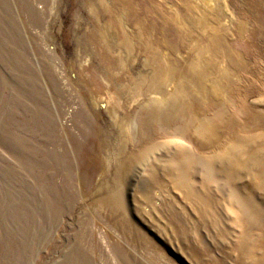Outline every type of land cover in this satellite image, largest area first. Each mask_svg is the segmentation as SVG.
<instances>
[{
    "label": "rangeland",
    "instance_id": "374dc122",
    "mask_svg": "<svg viewBox=\"0 0 264 264\" xmlns=\"http://www.w3.org/2000/svg\"><path fill=\"white\" fill-rule=\"evenodd\" d=\"M0 264H264V0H0Z\"/></svg>",
    "mask_w": 264,
    "mask_h": 264
},
{
    "label": "bare ground",
    "instance_id": "6f19581e",
    "mask_svg": "<svg viewBox=\"0 0 264 264\" xmlns=\"http://www.w3.org/2000/svg\"><path fill=\"white\" fill-rule=\"evenodd\" d=\"M177 100H178V98H177Z\"/></svg>",
    "mask_w": 264,
    "mask_h": 264
}]
</instances>
